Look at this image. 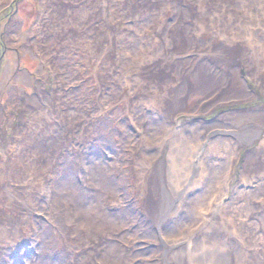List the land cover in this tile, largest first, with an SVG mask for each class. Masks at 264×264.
Segmentation results:
<instances>
[{"label":"rangeland","instance_id":"rangeland-1","mask_svg":"<svg viewBox=\"0 0 264 264\" xmlns=\"http://www.w3.org/2000/svg\"><path fill=\"white\" fill-rule=\"evenodd\" d=\"M14 1L0 264H264V0Z\"/></svg>","mask_w":264,"mask_h":264},{"label":"bare ground","instance_id":"bare-ground-1","mask_svg":"<svg viewBox=\"0 0 264 264\" xmlns=\"http://www.w3.org/2000/svg\"><path fill=\"white\" fill-rule=\"evenodd\" d=\"M243 8H244V11L242 12V14H241V16H240V19H239V21H238V23L239 22H241V18H242V16L245 14V12L247 11V8L245 7V6H242ZM264 22V16H262L260 19H257L256 20V22H255V24L254 25H252V26H254L255 27V29H251L250 28V31L251 30H253L251 33H254V35H256V36H250V39L252 40V48L253 49H258V47L260 46V45H258L257 44V40H259V38H260V36H263L264 35V32H263V30H261V28H260V26H261V24ZM242 26H239L238 28H239V30L240 31H242V28H241ZM257 27H259V29L257 28ZM243 32V31H242ZM245 36H249L248 34H246ZM244 38V36L241 38V37H239V39H243ZM253 40H255V42L253 41ZM250 52H251V54H252V57H254L255 59H258V61H260L259 60V57H260V54H258V55H254L253 54V52H252V49L250 48ZM261 55H264V54H261ZM263 58V57H262ZM259 66H261V64H259ZM259 110H256V111H254V112H258ZM259 113V112H258ZM262 115V114H261ZM261 115H260V118H261ZM259 116V115H258ZM208 245H211V249H208V248H206L207 249V251H205V253H210L211 254V256L213 257H216L217 258V260H218V263L219 264H225V262L224 261H226V258H225V255H224V252H226L224 249L220 252V249H221V247H220V242L218 241V240H216V239H213V240H211V241H209V243H208ZM227 245H228V243H227ZM210 247V246H209ZM205 258V257H204ZM216 258H213V259H216Z\"/></svg>","mask_w":264,"mask_h":264}]
</instances>
